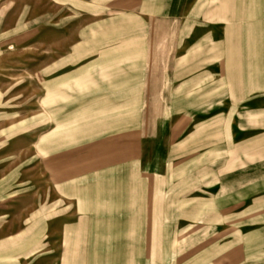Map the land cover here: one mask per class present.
I'll return each instance as SVG.
<instances>
[{"label": "rangeland", "instance_id": "1", "mask_svg": "<svg viewBox=\"0 0 264 264\" xmlns=\"http://www.w3.org/2000/svg\"><path fill=\"white\" fill-rule=\"evenodd\" d=\"M0 264H264V0H0Z\"/></svg>", "mask_w": 264, "mask_h": 264}, {"label": "crops", "instance_id": "2", "mask_svg": "<svg viewBox=\"0 0 264 264\" xmlns=\"http://www.w3.org/2000/svg\"><path fill=\"white\" fill-rule=\"evenodd\" d=\"M234 28H237L238 32L233 37L231 36V34H229L230 28L225 27L223 30V37L221 41L210 43L207 38L206 40H203V42H200V40H198L197 45L195 43H192L190 47L192 67L195 64V59L198 60L200 56L201 58L203 57L206 59H209L210 57H216L218 59H221V61L225 59L227 66H229L233 61L236 64L237 62L240 63L241 70L239 74L237 73V75L246 76L247 72L245 65L247 52L245 51L246 45L245 41L243 40V26L239 22L238 25L234 26ZM254 48L257 49V45H254ZM222 76H230V74L223 72Z\"/></svg>", "mask_w": 264, "mask_h": 264}]
</instances>
